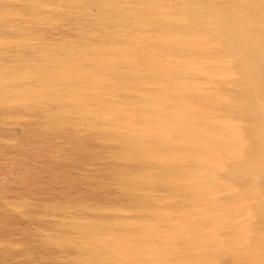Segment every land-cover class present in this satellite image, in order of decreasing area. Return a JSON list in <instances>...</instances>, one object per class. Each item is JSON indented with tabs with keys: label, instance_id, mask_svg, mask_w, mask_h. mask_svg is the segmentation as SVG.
Wrapping results in <instances>:
<instances>
[{
	"label": "rangeland",
	"instance_id": "rangeland-1",
	"mask_svg": "<svg viewBox=\"0 0 264 264\" xmlns=\"http://www.w3.org/2000/svg\"><path fill=\"white\" fill-rule=\"evenodd\" d=\"M0 264H264V0H0Z\"/></svg>",
	"mask_w": 264,
	"mask_h": 264
}]
</instances>
